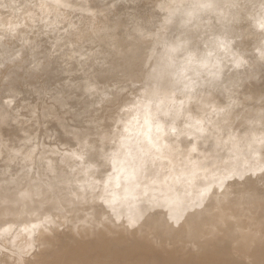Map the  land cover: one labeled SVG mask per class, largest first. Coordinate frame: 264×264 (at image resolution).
<instances>
[{
  "label": "bare ground",
  "instance_id": "bare-ground-1",
  "mask_svg": "<svg viewBox=\"0 0 264 264\" xmlns=\"http://www.w3.org/2000/svg\"><path fill=\"white\" fill-rule=\"evenodd\" d=\"M227 1L135 0L134 4L139 9L146 8L145 13L150 8L152 10L167 8L168 10L166 11H168L169 17L181 12L186 13L190 17H195L200 12H207L208 14H206L211 16L218 8V10L222 9L223 5L224 9L225 3H228L226 8L231 7L229 8L231 10L233 6L242 3L241 0H239L240 2L237 0L238 4L234 3L235 5L229 6ZM254 2L256 1H252L253 7ZM257 3L258 0L255 6ZM260 3H258V6ZM244 4L243 6H246L247 8H244L247 10L252 6V4ZM261 5L263 8L264 2ZM226 8L225 10L222 9V11L226 12L223 15L227 17ZM256 8L258 7L256 6ZM235 9L236 11L242 10V8H238L239 10ZM259 9L262 10L261 8ZM259 9L255 10L259 12ZM69 11H72L70 19L67 18L68 13L67 17H65V13ZM222 11L220 10V12L218 11L219 14H216L220 15ZM232 11L229 10L228 13ZM242 11L239 12V14L241 13L240 16L247 12L246 10ZM250 11L248 10V12ZM256 11L252 9L251 12L254 15L253 12L257 13ZM129 12L131 14V11ZM64 14L63 18L69 20L66 25L64 22L65 26L59 28V21L63 19L62 16ZM79 14H89L90 18L95 19H93L94 21L97 19L100 26L114 30L107 32V34L113 35L114 32H118L119 28L122 31L125 30L126 33L129 30V27L127 28L128 25H124V20L119 18L120 14L116 16V12L107 6L106 1L0 0V44L12 45L15 43V45L25 46L29 52L41 54L43 57L40 64L46 73L45 77L49 79L52 75L51 68L55 61L70 55L67 42L80 43L84 39V42L87 43L85 41L86 38H88V42L92 41V38H83L86 34L79 33L81 32L80 29H82L78 24L80 20L78 19ZM258 14H255L256 18L259 17ZM247 15L244 17H248ZM261 15L263 19L261 20L260 18L261 21L259 20L258 23L264 26V15ZM236 16L238 17V15ZM82 17L80 18L83 21ZM231 17L234 20V17ZM250 20L252 21V19ZM44 21H48L49 27L43 26ZM235 21L234 24L236 23L237 25V22L242 20L238 19V21ZM96 22L94 23L95 25L92 24L95 29L98 27V30H96L99 31L100 27L96 26ZM223 22L225 23L226 21ZM255 22L251 23L254 24ZM228 23L226 22V24ZM242 23L244 25V21ZM245 23H247L245 25H248L246 20ZM86 25L88 26V24ZM32 26H34V29L31 28ZM258 28L255 26V30H258ZM85 29L87 28L85 27ZM105 29L103 31H106ZM116 29L118 30L115 31ZM257 30L256 32H258ZM97 31L93 38L101 35L97 36ZM82 32H84L83 29ZM253 32L255 31L253 30ZM261 32L264 31H259V36ZM91 33L89 32L88 34ZM133 33H135L133 34L135 35V40L130 53L134 57L142 58L146 61L149 74L158 85L145 90L144 102L133 103V106L124 104L121 106L122 108L119 106L120 109L124 110L122 114L128 113L131 109L133 114L135 113V117L140 115V121H136L137 118L123 121L119 131L115 130L116 133L114 135H107L104 130L97 131L98 140L102 143H104L105 139H116L111 147L106 149L104 145L96 143V139H89L88 132H70L69 130V136L71 133L79 148L74 149L76 148L74 147L68 153H64L63 151H54L53 146L50 150L48 147L49 151L47 152L49 153L46 152L47 155L60 157V161L53 162L52 158L45 160L43 156L35 155L36 152L33 153L32 149L27 150V145L22 143L24 137L15 134V129H13L15 128L14 107L8 110L4 104L0 103V143H3L6 149H9L8 153L5 154L7 157L0 161V264H17L16 262L21 260V254L33 248L37 250L38 254L36 252L32 259L27 256L29 260L18 262V264H264V171H257L264 168V148L261 145L264 140V131L259 132L256 129L258 125L262 124L263 117H252L244 113L241 115L243 121L242 129L232 130L231 133L224 135L223 130H225L226 126L232 128L230 126L238 117V113L235 114L233 113L234 111L227 110L224 112L219 111L220 115L218 117L215 116L216 118H213L211 112L207 115L206 106L209 102H213L208 97L202 98L199 101L200 104H195L196 106H192V104H190L191 106L184 105V102L181 104L179 101L178 103L180 104H176L171 93L177 87L172 82L171 73L165 69L164 60H175L186 56L188 61L197 62V65L193 67L191 62L185 61L183 70L188 77L192 76L194 72H200L203 69L202 67L210 61V58L206 54L204 56L201 54L203 57L196 58L198 55L195 56L191 51H187V47L190 45L189 42L182 48L180 47L181 40L178 39L168 40V43L162 44L166 46L167 53L166 56L159 58L155 55L156 49L151 45V42H148L153 36L151 35L152 37L146 40L151 32L136 31ZM54 34H57V40L53 39ZM121 35L119 38L122 37ZM79 36H83V39L81 40V37L79 39ZM101 36L104 39V34ZM101 38L97 40H102ZM112 38L113 36L111 40L114 42L113 39L115 38ZM126 38L128 41L130 40L128 35ZM95 39L92 42V46H94L93 43L96 44ZM156 39L158 41V38ZM161 39L163 42L166 41L162 37ZM259 39H262V37ZM106 40L109 44L108 38ZM99 42L103 44L104 41ZM116 42L118 41L115 40L113 44L115 45ZM121 43L123 44L122 41ZM108 44L103 45V50L108 47ZM83 46L85 47V45H78V47ZM97 46H99L98 43ZM110 48H108V51L115 50L116 46L112 48L111 45ZM182 54H184L183 57ZM124 56L127 57V55ZM103 59L105 58L103 57L99 60L102 62ZM218 72V68L212 67L210 70H204L200 74L209 73L215 76ZM24 74L28 77H35L33 72ZM25 75H19L15 70L8 72L6 75L8 85L3 87V89L9 91L10 94H14L15 90H17V84L24 79ZM249 85H252V83L242 85L241 88H251ZM116 90L117 88L113 92ZM133 91L122 93L129 95L132 93L131 95H133ZM115 93L112 94L116 95ZM239 93L240 91L234 88H228L223 91L225 95L237 96ZM10 94L4 96L10 97ZM13 94L11 96H15V98L18 95ZM53 95L51 96L54 98ZM185 95L183 96L185 97ZM31 96L37 97L38 95ZM38 97L40 98L41 96L39 95ZM65 97L66 95L59 96L58 100L61 101L60 99ZM109 98L107 99L109 100ZM48 99L51 100V104L48 106L43 102L41 103L45 107L43 106V109H41L42 107L40 108L39 112H41V115L39 117L43 116L44 118V115L57 116L55 115L57 111L54 112L51 108L53 105L52 99ZM100 102L102 103V101ZM111 104L110 106H113V103ZM118 104L121 103L119 102ZM185 104H189V102ZM31 105L33 104H30L28 108ZM57 106L58 104L55 107ZM102 106L100 105L101 108ZM211 106L215 110L222 109V105L219 103L213 102ZM119 107L116 106L113 109L118 108L119 110ZM36 108L35 110H37ZM84 108L86 109V107ZM107 109L105 111L109 113L111 110L108 111ZM32 110L30 113L34 115ZM69 110L74 111L73 108ZM101 111L103 113V110ZM34 112L36 113V111ZM75 112L72 113L73 116L76 115ZM81 112H83V109ZM92 112L90 111V113ZM30 113L28 114L30 115ZM66 114L63 116H66ZM110 116L112 115L110 114ZM85 117L87 118V116ZM103 118L106 117L104 116ZM61 119L64 120L65 118L61 116ZM71 119L68 120L70 121ZM65 122L67 121L65 120ZM180 122H184V124L182 125ZM57 123L59 122L52 120L48 123L50 126L41 124L43 126L41 129H36V125L33 133H44L43 135L46 134L48 137L50 136L48 135L49 132L51 134L59 127ZM116 125L119 124L116 123ZM5 126L10 128L5 130L3 134L1 133V128L4 129ZM104 127L101 129H104ZM59 132L62 131L60 130ZM59 134L61 135V133ZM30 135H32L31 131ZM53 137L56 138V136ZM90 137L92 138V136ZM69 139L70 137H68V141H70ZM64 140L56 138L54 142L65 147L67 143ZM44 141L42 143H46ZM34 145L39 146L38 144ZM71 145H73V142H71ZM31 146L34 147L33 144ZM39 147L43 151V147ZM88 153L90 158L85 159L88 156L85 154ZM73 159H80V162L85 165L76 166L75 169H78L77 171H68V166L65 163H69ZM247 163L250 165L246 167ZM17 165L25 170L27 169L26 166L36 165L34 166L36 171H17V174L14 175L15 179L6 182V176L15 173ZM254 174H256L255 177L252 176ZM129 176L133 178V184L129 183ZM72 177L75 178L72 179ZM132 186H135L138 191L146 194L151 199L150 208L153 209L152 214H149L148 209L140 206L127 210L125 195ZM151 225L155 226L154 231L150 229ZM166 228L170 230L167 231L165 230ZM245 244L248 245L246 248ZM15 256H17V261H15Z\"/></svg>",
  "mask_w": 264,
  "mask_h": 264
},
{
  "label": "rangeland",
  "instance_id": "rangeland-1",
  "mask_svg": "<svg viewBox=\"0 0 264 264\" xmlns=\"http://www.w3.org/2000/svg\"><path fill=\"white\" fill-rule=\"evenodd\" d=\"M100 1H106L107 6L110 7L112 10H114V12H116V16H118L120 14L119 18H121V20H124V25L125 24H126V26L128 25L127 28L129 27V30H127L128 34L126 33L125 30L122 31V29H120V28H119V30L116 29L115 31L118 30V32H114L113 35H111L110 33L107 34V32H109V31L111 32V30H113V29H111V30H110V28L105 29V27L100 26V23L97 21V19H96L97 22L94 21L95 19L92 17L90 18L89 14H81V15L79 14L78 15L79 16L78 19H80L78 21L79 27L82 28L84 32L88 29L87 30L88 32L86 31L87 33L82 32V29H80L81 32H79V33H81V34L83 33V34L88 35V36L84 35L85 37L82 36L83 38H86V37H89V39L92 38V41L90 40V42H88V38H86L87 40L85 39V41H87V43L88 44L90 43L91 45L90 44L88 45L86 42H84V39L81 36H79V39L81 37V40L83 39V41H81L80 43L73 42V41L67 42V46L69 47L68 51L70 50V55L68 57L66 56L64 58H61V59H58L57 61H55V63L53 64V66L51 68L52 69V71H51L52 75L49 77V79H47L45 77L46 73L42 69V66L40 64L42 62L41 58L43 57L41 54L29 52L26 50L25 46L15 45V43L12 45L0 44V73L3 72L2 74H0V80H1L0 81V98H1L0 103H2V105L4 104L8 110H10L14 107L13 111L15 113V128H13V129H15V134L17 136L24 137L22 139V143L27 145V147H26L27 150L32 149V151H34L33 153L36 152L35 155L36 154L41 155L44 157L45 160L47 158L48 159L52 158L54 160L53 162H58V161H60V157H57V156L52 157V155H47V153H49L47 151H49L50 148H52V146H53L54 151H58V152L63 151L64 153H68L74 147H76L74 149L79 148L77 142L74 140L71 133L69 136V133H68L69 130H70V132H72V131H74V132L75 131L88 132L89 133L88 134L89 139H96V143H99L100 145H104L105 148L107 149L114 144L116 139L115 138L110 139V140L105 139L104 143H102L100 140H98V136H97L98 134H96L97 131L99 132L100 130H104V132L107 135H111V134L114 135V133H116L115 130H117V132L119 131V127L123 121H125L127 119L133 120L136 118H137L136 121H138V120L140 121V118H141L140 115H138L140 117H138V116L135 117V113L133 114L131 109L128 113L122 114V112L124 113V110L120 109V107L123 106L124 104H131V106H133L134 104L144 102L143 100L145 99V97H144L145 90L150 88V87H157L158 84L155 83V81L151 78V76L149 74V68L146 65V61H144L142 58L138 59V58L134 57L133 54L130 53L131 49H132V44L135 40V37H134L135 35H133L135 33H133V32H136V31H143V33H144V31L146 33L151 32V33H149V35L147 37L148 39H146V40H149V37L151 38L153 36L148 42H151V45L156 49L155 55L159 58L166 56V53H167L166 46L162 45V44H165L171 40H177V39L181 40V42H180L181 46L180 47H182V48L187 44V42H189L190 45L187 47V51H189V52L191 51V53L194 54L195 56L198 55V57L196 56V58H201L205 54L210 58V61L202 67L203 69L200 72L199 71L194 72L192 74V76H188V77L183 70L185 61L188 58V57L184 56V54H182V57L184 56L183 58H176L175 60H164L165 69L169 73H171L172 82H174L176 84V87H177L176 90L173 91L175 93H173V92H172L173 94L171 93V95L173 96V101L176 104H180V103H178V101H179V102H181V104L184 102L183 103L184 105H190V104H192V106L195 104L198 105L199 101H201L202 98L204 99L205 97H208L209 100L210 99L213 100L214 103L221 104L222 109H219V110L213 109L214 107L211 106L213 102L211 101L206 106V110H208V113L206 111L207 115L209 114V112H211V115L213 116V118H216L220 115L219 111L224 112L227 110H232V111H234L233 113H235V114L238 113L237 114L238 117L232 122V125L230 126L232 128H228V126H226L225 130H223L224 135L231 133L232 130L242 129L243 121L241 119V115L244 113H246L252 117H254V116L261 117L262 116L263 117L262 124L258 125V127L256 129L259 132L264 131V42H263L264 41L263 40L264 39V32H261L263 35L260 33V36H259V31H264V30H262V29H264V26H263V24L258 23V21L260 20V18L262 16L261 14L264 15V11H263L264 7L263 8L261 7L262 6L261 4H263L264 0L263 1L258 0V3L261 2L260 3L261 6L260 5L258 6V3H257L256 6L258 8H256V6H255L257 0H255L256 2H254L255 3L254 7L252 4V1H254V0H245L246 2L244 0H241L242 3H239V4H238L239 0L238 1L237 0L236 1H234V0H232V1L228 0L227 1L226 0L227 2H229V6L230 5L233 6L234 3L238 4V5L234 4L235 6L232 7V10L234 9L235 11L234 10L232 11L231 9H229L231 7L226 8L228 6V3H225V8H226V11H227V14L229 17L224 16L226 14L225 11H222L224 5L222 6V9H220L222 11L220 13V15L216 14V13L219 14V12H220V10H218L219 9L218 8L217 11L214 12L215 15L212 14L211 16L207 15L208 14L207 12H200L199 14L195 15V17H190L186 13L181 12L178 14L171 15L169 17L168 11H166V10H168L167 8L155 9V10H152V8H150V10L145 13L146 8H141L142 10L139 9L138 6L134 4L135 0H129L128 2H127V0H100ZM248 1H249V3H248ZM243 3H245L244 5H246V3L248 5L252 4V6H250L251 8L250 7L248 8L249 11H250V9H251V11H252V9H254V11H256L259 8H261L262 10L259 9V12H257V11H256L257 13L253 12L254 15L259 13L258 14L259 17H257L259 19L256 18V15L254 17V15L252 14L251 11H250L251 13L248 12V10L245 9L247 7L243 6ZM241 4L243 7L240 6ZM234 7L237 8V10H239L241 8L243 10V8L245 7L243 11L246 10L249 14L247 12H244L240 16L241 13L239 14V12H241L242 10L236 11V9ZM220 8H221V6H220ZM225 8L223 10H225ZM228 9L230 11H232L234 14H230L232 12L228 13V11H229ZM129 11H131V14ZM237 12H238V14H237ZM67 13H68V17H67ZM151 13H152V16H151ZM65 14H66V16H65ZM65 14L62 16V18L64 16L69 18L70 15L72 14V11L66 12ZM235 14L238 15V17L239 16L240 17L238 18ZM234 15L236 16V18ZM246 15L248 17L249 16L250 17L249 18L244 17ZM81 16H83L82 17L83 21L80 18ZM216 16H218L219 19L216 18ZM220 16H221V18H220ZM231 16L234 17L233 18L234 20L231 19L232 18ZM242 16H243V19H242ZM122 17H123V19H122ZM224 17H226L225 18L226 20L224 19ZM67 18H63L62 20L60 19L59 28L65 26L67 24L68 20L70 19V18L69 19H67ZM147 18L149 19V21ZM244 18H246V19H244ZM238 19H240L242 21L237 22V25H236V23L234 24V21L235 20L238 21ZM250 19H252V21ZM262 19H263V17L261 18V20ZM87 20H88V22H87ZM218 20L222 24L221 23L219 24ZM245 20H246V22H248V25H245V24H247V23H245ZM147 21H148V24H147ZM223 21H226L227 23L228 22L229 23L226 24V22L224 23ZM243 21H244V25L246 27L243 25V23H242ZM249 21H250V23H249ZM253 21L254 22L256 21L257 25H256V22L254 24H252L251 22H253ZM64 22H65V25H64ZM95 22H96V26L100 27L99 31H97L98 27L96 28L97 30L95 29V26H94ZM129 22H131V23L129 24ZM135 22L137 24V27H136ZM232 22H233V25H232ZM240 22H241L240 25L242 27L239 25ZM47 23H48V21H44L43 26L49 27ZM86 24H88V26L90 24H91L90 26L93 25L92 27L94 30L92 29V27H90V26L88 27ZM258 24H259V28H258ZM147 25H150V26H147ZM230 25H232V26L230 27ZM227 26H229L230 28ZM248 26H250L249 29H247ZM252 26H254V27H252ZM255 26H257V28H258V30L256 29L258 32H256ZM85 27L87 29H85ZM102 27L106 31H103L104 29ZM240 27H241V29H240ZM243 27H245V29H247V30L243 29ZM31 28L34 29V26H32ZM59 28H57V29H59ZM260 28H261V30H259ZM146 29H148V30H146ZM95 30L97 31V33H96L97 36L100 34L101 35L104 34V39L101 38V37H103L101 35H100L101 37L99 36L97 38L94 36L96 39L93 38V35L96 32ZM248 30L251 32H253V30H254L255 32L251 33ZM102 31H103V34H102ZM113 31H112V33H113ZM121 31L125 32L128 35V38L130 37L131 41L130 40L128 41L126 38L127 35L125 33H122ZM240 31L241 32L244 31V32L241 33ZM246 31H248V32H246ZM89 32L90 33L93 32V33L88 34ZM98 32H99V34H98ZM118 33L119 34L121 33L122 35L121 34L120 35L124 39L122 37L119 38L120 35ZM105 34H107V35H105ZM123 34H125V36H123ZM255 34L258 35L257 36L258 38L256 37ZM54 35L55 36L53 37V39L57 40L58 39L57 34H54ZM129 35H131V36H129ZM154 35L155 36L159 35L160 37L159 36L155 37ZM105 36H108V37L105 38ZM109 36H111V37L113 36V38H115V39L112 38L114 42H112L111 37H109ZM117 36H118V38H117ZM161 37L163 39H165L166 41L163 42ZM261 37H262V39H259ZM98 38L102 39L99 41H101V42L104 41L103 44L97 40ZM107 38L110 41V43H109L110 46H109L108 42H106ZM153 38H154V40L156 38H158L159 43H157L158 42L157 39L154 41ZM94 39H95L96 44L93 43V45L95 47L92 46V42L94 41ZM246 39H248V40H246ZM115 40L118 42H116V44L114 45L113 43H115ZM96 41H98V42H96ZM121 41L123 42V44L121 43ZM160 41H162V42H160ZM126 42H127V44H126ZM97 43L99 46H97ZM104 44L105 45L108 44V47L105 46L107 48H105L103 50ZM78 45H85V47L84 46L78 47ZM111 45H112V48H114L116 46L115 50L114 49L110 50ZM108 48H110L109 49L110 51H108ZM106 49H107V51H106ZM104 51H106L107 53ZM128 52L130 53V55ZM189 52H187V53H189ZM194 52H196V53H194ZM105 53H106V55H105ZM201 54L203 56H201ZM124 55H127V57H125ZM199 55H200V57H199ZM103 57L105 59H103L101 62V60H99V59H102ZM188 62H191V61L189 60ZM191 63H192L193 67H195L197 65V62H191ZM67 65H68V67H67ZM30 66H32V67H30ZM212 67L218 68L219 72L215 76L212 74H209V73L200 74L202 71L208 70V69L210 70ZM13 70H15V72H17L19 75H22V74L25 75L24 73H29V72H33V74L35 75L34 78L28 77L25 75L24 79L21 80L19 82V84H17V87H16L17 90H15V93L13 94L11 92L13 95H15V94L19 95V96L16 95V98H15V96L12 97L11 96L12 94H10L9 91H6L3 89V87L8 85V79L6 77L7 73L11 72ZM78 72L79 73L81 72L80 73L81 75ZM68 73H70V74H68ZM247 83H252V85H249V86H251V88H248V89L247 88L246 89L241 88L242 85H245ZM116 88H117V90L120 89L119 91L121 92V94H119L120 92L119 91L117 92V90L114 91V92H116L115 93L116 95L112 94V93H114L113 90ZM122 88H126V89H122ZM228 88H234L235 90L240 91L239 95L233 96V95L223 94V91H225V89H228ZM109 90L110 91L112 90L111 94H110ZM131 90L132 91L134 90L133 91L134 96L131 95L132 93L130 95L126 94V93H124V94L122 93V92H129ZM134 92H135V94H134ZM24 93H26V94H24ZM36 93H38V94H36ZM39 93H41V94H39ZM49 93H50V95H49ZM53 93H54V95H53ZM188 93H189V95H192L193 97L189 96ZM7 94H10V97L4 96ZM117 94L121 99L117 96ZM174 94H175V96H174ZM185 94L188 96L186 97ZM31 95H38V96L40 95L42 98L41 97L39 98L38 96L37 97L31 96ZM51 95H53L54 98ZM65 95H66L65 98L60 99L61 101H63L60 104L61 101L58 100V97L59 96H65ZM141 95H142V97H141ZM183 95H185V97ZM28 96H30V97H28ZM47 96H49V97H47ZM104 96H106V97H104ZM32 97H33V99H32ZM123 97H125V98H123ZM250 97H251V101H250ZM47 98L52 99V104L53 105L55 104L54 107L56 106V104H58L59 107L57 106L54 108L53 105L51 106V108L54 110V112L57 111L55 113V115H57L56 116L57 118L53 117V116H48V115H44V118H43V116L39 117L41 115L40 114L41 112H39L40 108L42 107L41 109H43L44 104H46L48 106H50V104H51V100L48 99L50 101L49 102L47 100ZM107 98H109V100ZM126 98H128V99H126ZM2 99H3V102H2ZM38 99H40V100H38ZM44 99H45V102H44ZM99 99H100V101H102V103L99 101ZM124 99H126V100H124ZM186 99H188L189 101L188 100L186 101ZM220 99H222V100H220ZM69 100H70V102H69ZM119 100H121V101H119ZM111 101H113V102H111ZM122 101H123V103H122ZM42 102L44 104L41 105ZM119 102L121 104H118ZM174 102H173V104H175ZM187 102H189V104H185ZM111 103H113L114 107L120 106L119 110H118V108L113 109L114 107L110 106V105H112ZM115 103H116V105H115ZM30 104H33V105H31V107H29L30 108L29 109L28 106H30ZM72 104H73V106H72ZM92 104H94V105H92ZM102 104L104 107L102 106ZM105 104L107 105V107ZM68 105H69V107H68ZM100 105L102 106V108L100 107ZM35 107H37L36 108L37 110H35ZM84 107H86V109H88V110H86ZM105 107L108 108L107 109L108 111L109 110H111V111H109V113L106 112ZM71 108H73L74 111L73 110L70 111L69 109H71ZM77 108H79V109H77ZM82 109H83V112H81ZM211 109H212V111H210ZM31 110H32V113H34V115L33 114L31 115V113H30ZM58 110H59V112H58ZM89 110L91 112L92 111L93 112L90 113ZM96 110H98V111L96 112ZM101 110H103V113ZM112 110H114L115 112L114 111L112 112ZM34 111H36V113ZM75 111H77V112H75ZM214 111H215V113H214ZM63 112H65V114L68 112L67 113L68 115L66 114V116H63V115H65V114L62 115ZM69 112L71 114L75 112L76 115L73 116V114L71 115ZM94 112H95V114H94ZM105 112H106V114L104 115ZM28 113H30V115ZM82 113H87V114H82ZM69 114H70L71 118L73 117L72 119L70 118ZM107 114H108V116H106ZM110 114L112 116H110ZM61 116H62V118H65V119L62 120ZM78 116H80V117H78ZM85 116H87V118ZM97 116H98V118H97ZM102 116L103 117L105 116L106 118H103ZM29 118H31V119L29 120ZM68 119H71V120L69 121ZM52 120L53 121L55 120V122H59V123H57V125H59V127L57 128L58 131L54 130L55 133L53 132L50 134V132H49V134H48V132H46L48 135H50V136H48L49 139H48L46 134L43 135L44 133H40V132L33 133V129L35 130L36 125H37L36 129H41V127L44 126L43 124L50 126V124H48V123ZM65 120L67 122H65ZM73 120H74V122H73ZM98 120H99V122H98ZM107 120L109 122H105ZM117 120H118V122H117ZM119 121H121V122H119ZM61 123L63 126L61 125ZM108 123H109V125H108ZM116 123L119 125H116ZM180 123L182 125L184 124V122H180ZM104 125H105V127H104ZM103 127H104V129H101ZM2 128H3V126H2ZM2 128H1V133L4 134L5 130H8L10 127L7 128L5 126L4 129H2ZM76 128H77V130H76ZM73 129H75V130H73ZM60 130L62 132H59ZM21 131H22V133H21ZM30 131H31L32 135H30ZM66 131H67V133H66ZM26 132L29 134L27 135ZM59 133H61V135ZM62 133H63V135H62ZM65 133H66V135H65ZM67 134H68V136H67ZM41 135H43V136L41 137ZM52 135L56 136V138H61V140H64V138H66L67 141H68V137H70L69 140L71 142H73V145H71L70 141L67 142L66 140H64L67 143V145L65 146L66 147V149H65L64 146H61L58 143L54 142L56 138L53 137ZM90 136H92V138ZM43 137H44V139H43ZM41 138L43 141L45 140L44 142H46V143H42L43 141L41 140ZM36 140H37V142H36ZM109 141H112V142H109ZM75 143H76V145H75ZM110 143H112V144L110 145ZM32 144L34 147L31 146ZM34 144H38L39 146H42L43 151H42V148H40L39 146L34 145ZM261 145L263 146L262 148H264V140L261 142ZM5 147L6 146L3 143H0V153H2V154H0V156H2L0 158V161L4 160V157H7L5 154L8 153L9 149L8 148L6 149ZM48 147H49V150H48ZM67 148H69V149H67ZM33 149H35V150H33ZM37 150H38V152H37ZM44 152L45 153L47 152V153L45 154ZM41 153H43V154H41ZM55 153H57V152H55ZM85 155H88L87 158H85V159L90 158L89 153L85 154ZM65 165L68 166L67 167L68 171H77L78 169H75L76 166H82L85 164L81 163L80 159H78V160L73 159V160L69 161V163H65ZM248 165H250V164L247 163L246 167ZM34 166H36V165L26 166L27 169L25 170L24 168H21V166L17 165L15 167V173H11V174H8L6 176V178H7L6 182H10V181L14 180L15 179L14 175L17 174V171H29V172L36 171ZM32 169H34V170H32ZM257 171H264V168L257 170ZM255 175L256 174H254L252 176L255 177ZM74 178L75 177H72V179H74ZM128 181L130 184L134 183L133 178L130 176L128 178ZM125 198H126L125 203H126L127 210H129L130 208L136 207V206H140V207H143L144 209H148L147 211L149 212V214L153 213V209L150 208L151 199L148 196H146V194L138 191L135 186L131 187L130 191L125 195ZM150 229L154 231L155 226L151 225ZM165 230L169 231L170 229L166 228ZM244 246L246 248L248 245L245 244ZM36 252H37V250L34 248L26 251L25 253L23 252L21 254V257H20V259L22 261L21 260L17 261L16 260L17 256H15V261H17L16 262L17 264H18V262L19 263L23 262V261L25 262L29 259H32V257H34L36 255L35 254ZM37 254H38V252H37ZM27 256L29 257V259H27L28 258Z\"/></svg>",
  "mask_w": 264,
  "mask_h": 264
}]
</instances>
